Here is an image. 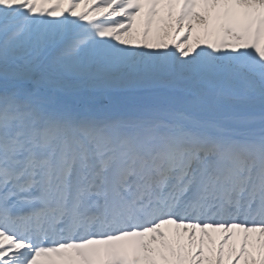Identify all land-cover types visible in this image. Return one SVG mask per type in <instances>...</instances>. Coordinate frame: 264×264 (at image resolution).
Here are the masks:
<instances>
[{"label": "snow or ice", "instance_id": "6c2138e0", "mask_svg": "<svg viewBox=\"0 0 264 264\" xmlns=\"http://www.w3.org/2000/svg\"><path fill=\"white\" fill-rule=\"evenodd\" d=\"M0 264H264V0H0Z\"/></svg>", "mask_w": 264, "mask_h": 264}]
</instances>
